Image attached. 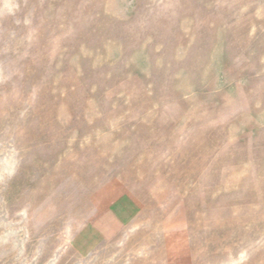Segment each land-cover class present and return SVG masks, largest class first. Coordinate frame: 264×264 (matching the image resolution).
<instances>
[{
	"label": "rangeland",
	"instance_id": "rangeland-1",
	"mask_svg": "<svg viewBox=\"0 0 264 264\" xmlns=\"http://www.w3.org/2000/svg\"><path fill=\"white\" fill-rule=\"evenodd\" d=\"M0 264H264V0H0Z\"/></svg>",
	"mask_w": 264,
	"mask_h": 264
},
{
	"label": "crops",
	"instance_id": "crops-1",
	"mask_svg": "<svg viewBox=\"0 0 264 264\" xmlns=\"http://www.w3.org/2000/svg\"><path fill=\"white\" fill-rule=\"evenodd\" d=\"M107 222L110 223V225H113V231L117 232L120 227L126 224L127 219L122 210L118 208H110L108 210V218H102L101 220H99L97 227H92L91 229L89 228L91 235L94 238H99L101 236L100 234L104 233V230H102V228L107 225Z\"/></svg>",
	"mask_w": 264,
	"mask_h": 264
}]
</instances>
